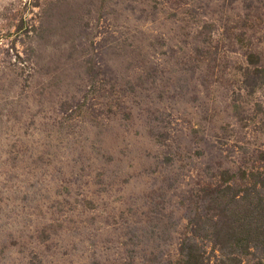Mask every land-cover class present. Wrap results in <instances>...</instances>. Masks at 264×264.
Masks as SVG:
<instances>
[{
    "label": "rangeland",
    "instance_id": "obj_1",
    "mask_svg": "<svg viewBox=\"0 0 264 264\" xmlns=\"http://www.w3.org/2000/svg\"><path fill=\"white\" fill-rule=\"evenodd\" d=\"M0 264H264V0H0Z\"/></svg>",
    "mask_w": 264,
    "mask_h": 264
},
{
    "label": "trees",
    "instance_id": "obj_2",
    "mask_svg": "<svg viewBox=\"0 0 264 264\" xmlns=\"http://www.w3.org/2000/svg\"><path fill=\"white\" fill-rule=\"evenodd\" d=\"M248 62L250 64H255L256 63V60H255V57L254 55H250L249 58H248Z\"/></svg>",
    "mask_w": 264,
    "mask_h": 264
}]
</instances>
